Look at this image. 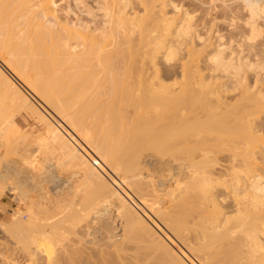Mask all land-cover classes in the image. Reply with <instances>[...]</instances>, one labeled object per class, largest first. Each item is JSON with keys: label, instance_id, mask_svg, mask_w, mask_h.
Masks as SVG:
<instances>
[{"label": "bare ground", "instance_id": "bare-ground-1", "mask_svg": "<svg viewBox=\"0 0 264 264\" xmlns=\"http://www.w3.org/2000/svg\"><path fill=\"white\" fill-rule=\"evenodd\" d=\"M71 1L0 0L7 263L264 264V0Z\"/></svg>", "mask_w": 264, "mask_h": 264}, {"label": "rangeland", "instance_id": "rangeland-1", "mask_svg": "<svg viewBox=\"0 0 264 264\" xmlns=\"http://www.w3.org/2000/svg\"><path fill=\"white\" fill-rule=\"evenodd\" d=\"M56 1V5L58 6L59 9V17L62 20L67 19V14L66 12L69 10H66L67 8L71 7V8H75V6L79 3L78 1L75 3L74 1L71 0H55ZM69 1V2H68ZM72 3V4H70ZM74 3V4H73ZM66 5V6H65ZM71 5V6H70ZM75 5V6H74ZM71 14V13H70ZM69 16V15H68ZM71 16V15H70ZM92 18V20H97V19H93V17H89ZM66 21V20H65ZM24 90L27 89L25 86ZM26 91L29 92V94H31L34 98H36V101H38V103H42L35 95H33L29 89H27ZM43 104V103H42ZM40 104V105H42ZM43 106L46 108V110H48L54 117L57 118V116L51 112V110H49V108H47L44 104ZM39 107V105H38ZM41 109V107H40ZM42 111L45 109H41ZM44 113H47L45 111H43ZM49 116V115H48ZM58 119V118H57ZM15 121L17 123V125L21 128V129H25V132H29V133H34L33 138H30L28 141L29 143H32L34 139H38L40 136H47V127L45 126V124H43V122L39 119V118H33V117H29L25 114H21L18 115L15 118ZM13 130H11L12 132ZM14 132V131H13ZM43 133V134H42ZM13 133H11L7 138H12L14 139V137H16V132H14V137L12 135ZM11 140V139H9ZM20 165H21V161L19 156L12 150H6L5 153L2 154V156L0 157V210H6L5 212L0 211V228L3 227V221H9V218H13L15 211H22V207H19L14 201L11 200V198L6 195V193L4 192L5 188H9L12 186V184L14 183L15 179L19 176V169H20ZM65 164L64 163H60L58 161H56L55 159H51L50 157H46L44 160H42L39 164H37L34 168H33V173L30 175L29 177V184L27 183V185L30 187V189L34 188V187H38L39 183L42 180H45L46 178H49L51 176H54L56 174H60L62 172L65 171ZM30 192L26 191V197H30ZM16 199H18V197H16ZM14 239V241L17 239L12 238V240ZM10 243V238H7L4 236V234L1 232L0 229V264H8L7 262L10 261V258H14L17 260V257L14 253V251L8 250L7 248V244ZM27 262V261H26ZM25 264H29V262H27ZM24 264V263H23Z\"/></svg>", "mask_w": 264, "mask_h": 264}]
</instances>
